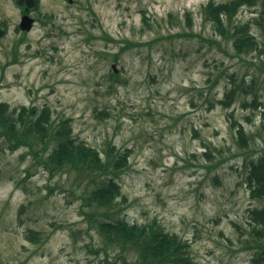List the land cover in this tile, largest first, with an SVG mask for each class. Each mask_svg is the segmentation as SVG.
Listing matches in <instances>:
<instances>
[{"label":"rangeland","instance_id":"obj_1","mask_svg":"<svg viewBox=\"0 0 264 264\" xmlns=\"http://www.w3.org/2000/svg\"><path fill=\"white\" fill-rule=\"evenodd\" d=\"M208 1L40 0L24 32L18 7L0 0V101L46 105L100 151L130 149L118 176L125 217L157 220L198 264H264L250 213L263 201L245 181L264 155V53L237 54L203 20ZM259 8L242 6L236 21L262 44ZM84 186L0 143V264H132L105 253L81 213Z\"/></svg>","mask_w":264,"mask_h":264},{"label":"trees","instance_id":"obj_2","mask_svg":"<svg viewBox=\"0 0 264 264\" xmlns=\"http://www.w3.org/2000/svg\"><path fill=\"white\" fill-rule=\"evenodd\" d=\"M258 5L260 19L264 20V0L208 1L202 8L203 20L230 42L237 54L257 51L264 53L262 44L251 30L249 21L237 22L242 6ZM187 25L190 18L186 14ZM264 27L263 23H260ZM111 76H117L112 71ZM234 90L225 94L226 103L233 99ZM264 112V109H263ZM262 125L264 126V119ZM239 142L245 144V129L235 121ZM14 151L25 150L50 174L73 172L78 181H84L79 195L84 215L101 236L105 253L117 250L121 257L133 254L132 264H198L190 252L189 243L178 234L167 231L157 220L146 223L130 222L123 213L126 200L118 181L127 167L130 149L116 148L107 142L103 150L78 139L70 118L52 117L51 109L34 104L11 107L0 101V143ZM246 184L251 195L260 198L261 207L250 210L253 219V241L260 251L255 261L264 260V155L249 162ZM124 253V254H123Z\"/></svg>","mask_w":264,"mask_h":264},{"label":"flooded vegetation","instance_id":"obj_3","mask_svg":"<svg viewBox=\"0 0 264 264\" xmlns=\"http://www.w3.org/2000/svg\"><path fill=\"white\" fill-rule=\"evenodd\" d=\"M28 1H30V0H11V3L12 4L14 3L19 9V12H18L19 20L24 14H27V15L31 16L34 19V22H36V19H35V17L33 15H34V12L36 11V9H38V7H39L40 0H32V4H31L30 8L27 7V2ZM18 23H19V21H18ZM18 23L16 25L17 29H18ZM6 25H7L6 21L1 18V20H0V30L5 32L6 29H7Z\"/></svg>","mask_w":264,"mask_h":264},{"label":"water","instance_id":"obj_4","mask_svg":"<svg viewBox=\"0 0 264 264\" xmlns=\"http://www.w3.org/2000/svg\"><path fill=\"white\" fill-rule=\"evenodd\" d=\"M32 0H30V1H28L27 3H28V5H31V2ZM32 22H33V19L31 18V17H29V16H27V15H24L23 17H22V19H21V22H20V28L22 29V30H29L30 29V27H31V25H32ZM2 31H0V33H1Z\"/></svg>","mask_w":264,"mask_h":264}]
</instances>
